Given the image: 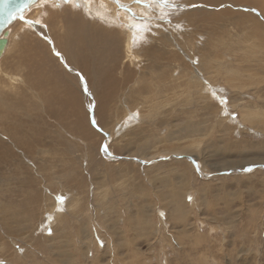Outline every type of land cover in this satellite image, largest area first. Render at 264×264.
I'll use <instances>...</instances> for the list:
<instances>
[{
	"label": "rangeland",
	"instance_id": "obj_1",
	"mask_svg": "<svg viewBox=\"0 0 264 264\" xmlns=\"http://www.w3.org/2000/svg\"><path fill=\"white\" fill-rule=\"evenodd\" d=\"M255 1L256 40L224 18L204 25L195 12L204 5L192 0H37L17 14L0 58V224L13 211L0 264H264V8ZM72 14L130 37L134 56L118 69H137L107 102L108 122L77 90L95 151L18 105L39 100L26 81L36 58L51 54L79 78L52 36ZM140 71L168 74L170 84L190 72L199 85L161 86L148 101ZM129 111L135 122L115 132Z\"/></svg>",
	"mask_w": 264,
	"mask_h": 264
},
{
	"label": "bare ground",
	"instance_id": "obj_2",
	"mask_svg": "<svg viewBox=\"0 0 264 264\" xmlns=\"http://www.w3.org/2000/svg\"><path fill=\"white\" fill-rule=\"evenodd\" d=\"M192 1L195 2L200 1V4L202 3L204 5V11H202L203 8L195 9V12L197 14H201L200 16L203 18L202 22L204 23V25L207 23H211V24H215L217 22L219 23L224 18L223 20L225 21L227 19L229 25L231 24L245 25L244 27L241 28L244 31L247 39L256 40L255 37L257 36L255 35L257 34L258 28L260 29L261 24L259 20L255 16H253L252 12L249 10L250 8L255 9L254 4L257 3L255 0H192ZM219 5H222L220 9L217 8ZM259 6L261 8L262 7L264 8V0H262ZM241 7H244L247 10H243L242 12H240L238 9ZM72 16L73 14L71 15V17H67L63 21L65 34L64 33L58 34L57 32H54L52 36L54 43L56 44V47L63 53L67 64L69 63L72 66L70 68H72L78 73L79 78L78 79L72 78L66 73L60 71L57 68V63L53 58V56H51V54L50 55L46 54L47 56L42 59L36 58L35 61L31 63L30 68L27 71L26 81L29 87L33 91H35L37 98L39 100L30 102L29 106H24L22 100L18 99V101L23 106L21 104L18 105L20 106V109H24V111H26L27 115L32 120H36L39 122L42 116L46 114L49 115L50 117H53L54 119H57L58 122H61L65 128L69 127L68 130L70 132L81 136L84 142L87 143L88 147L92 148L95 151V149H97L98 147V142H97L98 132L95 130L96 128H93V124L91 122L89 112L87 111V108L83 104L82 96L78 94L77 90L81 91L82 86L88 90L90 95V98L88 99H91V101L95 104V109L98 116V122L103 123V121L106 120L108 116L106 104L111 98V96L114 94L113 92L115 88H117L120 84L128 85L133 80L134 77L133 78L131 77L134 76L133 74L137 72V69L129 68V67L123 68L122 71L118 69L121 60L123 62L128 59H131V57L134 56V53L132 52L129 46L130 37H128L126 40L123 41L118 34V30L116 29L113 30L112 28L101 25L94 20L86 21L77 15L75 17ZM126 22L128 21L126 20ZM139 29H140L139 27L137 29L135 26L133 29L134 32L132 31L131 34L128 33V36H132L134 37V39H136L135 35H137V33L140 34L141 32L140 31L141 29L140 30ZM214 30H216V28L213 29V31ZM4 31L2 32L1 37L6 38V43L3 46V50L0 54V58L5 53L9 44L10 30L6 28ZM216 32L217 30L214 31L213 33ZM260 34L261 33H259L258 35ZM122 41L123 43H121ZM122 44L126 46L125 48L126 52L124 51V55H122L123 53L121 47ZM155 50L156 49L154 48V51ZM185 68L187 70L189 69L187 64ZM117 69L121 73L120 77H119L120 74L117 75ZM189 73L187 72L185 73L186 75H188V80L186 79L180 82L172 81L173 83L170 84L169 80H167L168 74L166 75L163 73L162 75H157V76L151 75L150 77L149 76L145 77L144 76L145 74L140 71L139 72V76L141 78V80H139L140 88H142L143 91H148L151 93V96H148L150 97L149 98L150 100L148 101H151L152 99H154L155 96L156 99L159 97V95H157L156 89L158 90V88L161 86L165 87L166 85L167 86L170 85V87L165 88V91L169 93L168 91H170V89H174L176 87L184 88L191 85L190 84L191 80L193 81L194 77L197 76L194 75L193 73H192L193 75ZM146 74L148 75V73ZM195 82L196 80H194V83ZM196 85H199V83ZM203 86L204 85H202L201 87L203 88ZM124 111L126 112V110ZM124 115L125 113L123 114V116ZM134 116L135 113L133 112L129 111L128 113H126L122 122L117 124V126L115 127L116 129L115 132H118L121 129L126 128L128 124L134 123L136 120ZM38 132H39L38 135H40L41 130H39L38 127L33 128V133H38ZM21 142H23V139H21ZM141 147L138 148L141 149ZM172 150L178 151L179 147ZM27 210L28 209H23L22 212H27ZM60 212L61 211L56 208L54 214L60 215ZM11 214H13V211L9 215L3 214L2 219L4 220V222L0 224V229H2V231L0 232H3L4 235L8 237V241L6 243L7 246H10L11 241L13 240V220H11L10 219L11 217H9ZM3 233H0V235Z\"/></svg>",
	"mask_w": 264,
	"mask_h": 264
},
{
	"label": "water",
	"instance_id": "obj_3",
	"mask_svg": "<svg viewBox=\"0 0 264 264\" xmlns=\"http://www.w3.org/2000/svg\"><path fill=\"white\" fill-rule=\"evenodd\" d=\"M36 1L37 0H0V54L6 43V38L1 37L2 32L15 19L17 14Z\"/></svg>",
	"mask_w": 264,
	"mask_h": 264
},
{
	"label": "snow or ice",
	"instance_id": "obj_4",
	"mask_svg": "<svg viewBox=\"0 0 264 264\" xmlns=\"http://www.w3.org/2000/svg\"><path fill=\"white\" fill-rule=\"evenodd\" d=\"M137 2H139V0H137ZM160 2L166 4L167 3V0H160ZM189 199H191V198H189Z\"/></svg>",
	"mask_w": 264,
	"mask_h": 264
}]
</instances>
